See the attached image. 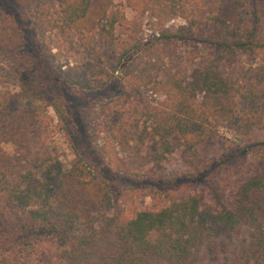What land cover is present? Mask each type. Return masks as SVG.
I'll return each instance as SVG.
<instances>
[{"label":"trees","instance_id":"16d2710c","mask_svg":"<svg viewBox=\"0 0 264 264\" xmlns=\"http://www.w3.org/2000/svg\"><path fill=\"white\" fill-rule=\"evenodd\" d=\"M128 5L133 19L116 0H0L2 50L28 46L23 23L32 19L45 40L55 33L83 56L70 65L54 53L68 84L117 85L97 115L100 153L157 199L129 214L88 161L33 148L26 124L33 117L11 120L0 103V264H188L205 246L223 254L221 264H264V0ZM176 18L182 22L170 25ZM183 42L201 46L191 64L177 63ZM242 53L259 63L246 66ZM221 127L260 136L233 154L255 164L236 184L195 150ZM181 149L193 154L195 169L168 177ZM192 179L204 180L205 190Z\"/></svg>","mask_w":264,"mask_h":264},{"label":"rangeland","instance_id":"374dc122","mask_svg":"<svg viewBox=\"0 0 264 264\" xmlns=\"http://www.w3.org/2000/svg\"><path fill=\"white\" fill-rule=\"evenodd\" d=\"M116 2L130 19L135 17L136 13L128 5V0ZM181 22V18H176L170 21V25ZM23 24L28 33V46L25 45L15 55H10L0 48V103L7 105L8 110L12 112L11 120H16V115L23 114L26 118L32 116L33 120L30 118L26 124L32 129L30 143L33 148H57L62 158H73L76 154L82 156L91 164L98 182L109 190L114 201L125 203L129 214H132L135 208L139 210L153 208L157 199L148 195V186L118 171L100 153L95 129L97 115L105 103L117 94V85L111 84L105 88L89 90L68 84L59 70V63L68 62L72 65L76 60L82 63L83 56L72 48L68 40L56 36L55 33L50 39L45 40L32 19L24 21ZM152 33L147 25L143 26L142 34L145 37ZM47 43L51 45V53L46 50ZM200 49L201 46L194 42L179 43L180 56L176 58L177 63L191 64L192 53ZM59 51L60 62L54 57V53ZM240 57L246 66L259 63L247 54L242 53ZM149 96L156 101V97L150 94ZM259 137L258 134L248 137L237 136L228 127H221L217 137L197 143L195 150L213 167L221 168V173L229 178L231 183L236 184L242 181L248 172H252L255 164L252 158L236 159L232 156L245 144L258 140ZM4 148L8 152H13L15 146L13 142H7L4 143ZM226 155H229V158L222 162ZM192 156V153H185L182 149L177 151L167 163L164 172L168 177L191 173L195 168L187 158ZM203 181L195 180L194 185L199 190H205ZM161 187L157 185V188ZM133 188L142 190L136 192ZM231 189L228 191V202L233 194ZM222 260L221 252L205 246L195 252L188 264H221Z\"/></svg>","mask_w":264,"mask_h":264}]
</instances>
